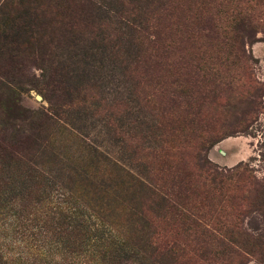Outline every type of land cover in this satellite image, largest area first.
<instances>
[{"label": "rangeland", "instance_id": "374dc122", "mask_svg": "<svg viewBox=\"0 0 264 264\" xmlns=\"http://www.w3.org/2000/svg\"><path fill=\"white\" fill-rule=\"evenodd\" d=\"M207 1L0 0L2 134L17 142L20 156L42 166L54 185L88 192L91 204L103 205L113 230L106 229L140 251L139 264H264V245L250 254L238 248L239 256L206 255L207 249L199 250L192 236L180 232L162 203L175 200V168L193 170L196 142L177 152L179 160L169 128L175 126L176 81L193 71L186 60L194 55L191 39L196 37L201 53L217 41L206 14L196 21L200 2ZM243 1L252 27L240 44L246 61L214 65L219 73L214 83L203 68L204 89L209 96L214 90L216 101L204 106L198 126L202 136L214 140L201 153L203 160L220 170L244 169L227 194L232 203L223 209L255 235L264 233V200L256 184L264 176V0ZM138 26L148 27L152 44L139 46ZM99 146L150 192L131 189L123 199L119 190L111 193L105 187L111 185L107 169L84 151ZM82 171L87 186L75 180ZM6 173L21 190V171L2 169L0 176ZM195 195L189 205L205 223L208 198L202 190ZM8 214L0 220V242L8 244L15 236L11 248L23 240L30 249L33 241L26 235L37 229L23 232ZM15 225L17 233L11 232Z\"/></svg>", "mask_w": 264, "mask_h": 264}, {"label": "trees", "instance_id": "16d2710c", "mask_svg": "<svg viewBox=\"0 0 264 264\" xmlns=\"http://www.w3.org/2000/svg\"><path fill=\"white\" fill-rule=\"evenodd\" d=\"M245 6L243 0L200 2L196 21L201 22L202 16L206 14L210 29L216 34L217 41L201 53V47L196 45V37L192 39L186 37L187 43L189 39L192 40L189 47L194 51V55L186 60L192 65L193 71L192 74H181L186 76L176 81L175 119L172 121L175 126L169 128V136L175 139V157L183 147L189 146L191 140L196 142L195 154L192 171L175 168L177 173L175 200L162 199V203L169 211L170 218L175 219L180 232L192 236L195 244L199 246L198 249H207L205 254L212 257L239 256L238 248L250 254L253 252L252 249L260 250L264 245V233L258 232L255 235L247 233L237 226L233 218L235 215L223 209L225 203H232L231 195L227 194L243 178L244 169L236 166L230 170H220L203 160L201 153L214 140L206 135L202 136L203 130L198 126L205 114L204 106L214 104L216 101L214 90L209 91V96L204 89L206 80L201 78L203 68L206 66L205 74L211 75L214 83L219 75L214 65L223 63L224 66H231L236 65L238 61H246L240 44L245 37H250L252 27L251 15L248 14L250 8ZM175 31L180 33L178 30ZM183 32L187 33L186 30ZM156 34L157 32H153L152 37H157ZM135 35L139 46L143 43L152 44L150 36H147L148 27L138 26ZM175 43L180 45L181 41L178 43L175 40ZM184 67L183 64L179 66L180 69ZM229 68L231 67L226 70ZM11 141L12 139L9 141L0 130V171L20 170L23 184L19 190L20 188L13 186L14 182L10 176L12 173L0 176V220L9 212L8 216H12L14 221H17V227H21L23 232L37 229L41 238L36 237L38 232L35 234L30 231L26 235L33 241L30 244V249H34L33 252L26 248L27 245H24L23 240H18V243L22 244L21 247L17 245L11 248L15 244V236L8 241V244L0 242V264L140 263V251L122 241L118 234L106 229V226L111 227V223L109 224L108 216L104 214L107 209H104L103 205L91 204L88 192L76 193L54 185V178L49 177L42 166L20 156L16 147L17 142ZM84 151L86 156L92 158L101 168L107 169L111 176V185L105 187L111 193L117 192L115 189L119 190L123 199L130 194L128 191L131 189L136 190L135 193L150 192L143 180L119 166L118 160L109 157L102 147L100 150L87 147ZM180 157L178 155L176 158L181 160ZM81 174L85 173L83 171L77 173L75 180L79 183L83 182L80 185L87 186ZM91 179L93 180L94 177ZM99 182V185L104 186L101 179ZM256 184L260 197L262 196L264 200V176ZM199 190L204 192L210 204L205 223L196 207L189 205L188 201L192 195L196 197L195 194ZM102 193L107 199L108 193L106 191ZM214 226L218 227L214 228ZM7 227H2L1 232H6ZM15 228L16 225L12 226L11 232L17 233ZM40 230L43 234L55 232L57 237L44 239ZM200 238L208 240V243H204ZM172 246L174 248L175 244L172 243ZM44 248V252L41 253ZM12 251L15 254H12Z\"/></svg>", "mask_w": 264, "mask_h": 264}, {"label": "water", "instance_id": "95a60500", "mask_svg": "<svg viewBox=\"0 0 264 264\" xmlns=\"http://www.w3.org/2000/svg\"><path fill=\"white\" fill-rule=\"evenodd\" d=\"M36 99L38 100V99H39V97H36Z\"/></svg>", "mask_w": 264, "mask_h": 264}]
</instances>
